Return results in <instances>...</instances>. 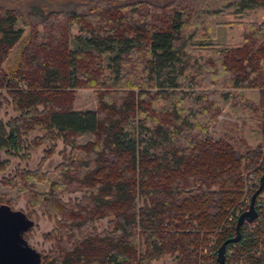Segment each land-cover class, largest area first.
<instances>
[{
	"label": "trees",
	"instance_id": "16d2710c",
	"mask_svg": "<svg viewBox=\"0 0 264 264\" xmlns=\"http://www.w3.org/2000/svg\"><path fill=\"white\" fill-rule=\"evenodd\" d=\"M5 1L0 113L11 105L17 115L0 117V150L28 159L49 148L37 169L18 168L2 183L18 189L28 210L55 220L41 264H152L167 256L175 264H218V248L236 236L248 209L241 210L245 184L263 154L262 145L241 152L236 131L215 127L228 107L249 110L264 137V23L243 22L241 44L220 47L213 43L216 17L242 16L264 0H80L58 7L29 0L26 13ZM74 25L90 49L70 48ZM27 28L16 62L4 69ZM107 53L114 55L106 66ZM81 88L93 90L96 109L75 108ZM245 89L258 90V103ZM35 131L42 135L29 139ZM85 135L94 138L82 144ZM59 139L71 149L61 151L58 179L41 192L37 185L49 181L41 165ZM75 151L83 155L74 158ZM263 174L255 173L252 194ZM66 193L81 197L65 201ZM255 206L258 217L227 245L224 264L244 255L264 264V190ZM215 233L213 250L205 251Z\"/></svg>",
	"mask_w": 264,
	"mask_h": 264
},
{
	"label": "rangeland",
	"instance_id": "374dc122",
	"mask_svg": "<svg viewBox=\"0 0 264 264\" xmlns=\"http://www.w3.org/2000/svg\"><path fill=\"white\" fill-rule=\"evenodd\" d=\"M21 1V2H20ZM29 0H6V4L9 6H17L20 5L23 9V13H26V6ZM49 3H52L54 7H58L57 5L60 3L68 2V1H80V0H46ZM19 3V4H18ZM247 12V10L245 11ZM257 14V13H256ZM255 13L252 11H248L247 13H243L242 16H232V18H228L227 16H219L216 17V22L218 23V27H223L225 29L226 33L220 36H228V28L225 26H233V25H240V28H234L235 32H231V36H242L243 40V22H257V23H264V7L262 13H260L257 17V21H251L254 20ZM15 28H22V24L20 22H17L15 25ZM217 29H216V36L214 37L213 43L217 44L220 47H236L241 44H232L229 46L226 44H222L218 42L217 38ZM29 32V29H26L25 36H23L22 40L11 49L7 59L2 64L4 69L10 68L14 63L16 62L17 55L19 48L21 46V43L26 38L27 34ZM70 36H71V42H70V48L72 50L78 49V48H84V49H90V46L86 43V38L88 37L85 33L80 31V29L74 25L70 28ZM217 39V40H216ZM114 54L107 53L105 64L106 66L109 64V59ZM108 72V70H107ZM244 97L258 103L259 101V92L258 90L254 89H245L243 91ZM74 106L76 109H96L97 108V98L91 89L81 88L76 91V100L74 103ZM17 113L13 111L11 105H5V107L2 109L0 113V117L7 121L9 118L16 116ZM252 114L249 110H240L235 109L233 107H228L225 112L219 117V121L216 124L215 130L217 132L225 133L229 130H234L236 133H234L237 141L235 146L240 149L241 152L245 153L249 150V148H255L258 145H262V158L259 161V164L256 166V168L250 170L249 172L253 173V177L251 178V182L249 181V177L245 184V192L243 194L244 203L241 208V210L246 209L250 207L251 202V194L255 190V173H261L264 170V137L261 135L260 130L257 126V123L252 119ZM133 126V125H132ZM42 133L35 131L30 136L29 139H32L35 136H41ZM94 136L92 135H85L83 137H80L79 142L84 144L87 141L93 140ZM244 139V144L240 139ZM57 148L55 153L51 155L49 158H47L43 164L41 165V169L43 172L48 173L49 181L38 184L37 189L41 192H46L50 188V184L52 181H55L58 179V172L55 170V168L62 162L63 155L61 154V151L66 149L67 152L70 151V146H65L62 139L57 140L56 142ZM49 148V145L45 144L40 146L37 150H35L30 158L25 159L22 158L20 155H9L4 150H0V162L2 161H8V165L5 168L0 169V204L2 203V199H9L12 200L11 207L13 209H20L24 211L33 221L34 226L28 231L25 238L30 246L35 248L37 251H39L42 255L47 254V252L52 248L53 242L52 240L47 239L46 235L49 233L52 229L55 228L56 223L55 220L52 218H49L47 215H44L43 212L37 208L36 212H31L26 208V200L24 197L18 195V189L12 188L10 186H6L2 183V179L13 173L16 169H30L34 170L37 169V167L40 166L41 160L43 156L45 155V150ZM82 156L83 152L81 151H75L73 154L74 158H77L78 156ZM248 172V173H249ZM244 188V189H245ZM80 193H66L62 195V199L67 201L68 199H75L80 198ZM262 200V197L261 199ZM261 204H263L261 202ZM247 209V210H248ZM233 211L231 210L230 213ZM233 214V213H232ZM107 225V219L98 221L96 223V226L99 230H102ZM254 225H252L253 227ZM217 234L210 235L206 246L211 249V244L213 242L215 243V240H217ZM215 245V244H214ZM242 254V253H241ZM244 259H239V261H235L238 264H254L253 261L248 259V256L244 255ZM238 259V258H237ZM231 263V262H230ZM152 264H175V257H164L158 261H154Z\"/></svg>",
	"mask_w": 264,
	"mask_h": 264
},
{
	"label": "water",
	"instance_id": "95a60500",
	"mask_svg": "<svg viewBox=\"0 0 264 264\" xmlns=\"http://www.w3.org/2000/svg\"><path fill=\"white\" fill-rule=\"evenodd\" d=\"M263 190L264 174L260 179L258 188L252 194L249 209L238 217L236 236L226 240L218 248V264L225 263L227 245L239 241L241 226L258 217L255 202ZM33 226L34 221L24 211L13 209L7 203L0 204V264H41L42 254L30 246L25 238Z\"/></svg>",
	"mask_w": 264,
	"mask_h": 264
},
{
	"label": "crops",
	"instance_id": "0c3cea01",
	"mask_svg": "<svg viewBox=\"0 0 264 264\" xmlns=\"http://www.w3.org/2000/svg\"><path fill=\"white\" fill-rule=\"evenodd\" d=\"M248 11H252L253 13H255V17L253 18L254 20H251V21H257V17L260 13H262L263 11V7H258V8H253V9H248ZM247 12H244V13H247ZM257 13V14H256ZM219 17V16H218ZM217 17V18H218ZM228 18H232V16H227ZM226 28H228V36H220V35H223L226 33L225 29H223V27H218L217 29V38L219 39L218 42L219 43H222V44H226L229 46L232 45V44H237V43H240V41H242V36H231V32H235L237 30H235L234 28H240V25H233V26H225ZM217 40V39H216Z\"/></svg>",
	"mask_w": 264,
	"mask_h": 264
},
{
	"label": "built area",
	"instance_id": "2783aa9c",
	"mask_svg": "<svg viewBox=\"0 0 264 264\" xmlns=\"http://www.w3.org/2000/svg\"><path fill=\"white\" fill-rule=\"evenodd\" d=\"M253 176L252 175H250V180L248 181V182H251L252 180H251V178H252ZM249 203H250V201H249ZM233 213V212H232ZM232 213H230V217H229V220L230 221H232L233 220V214ZM239 214V212L237 213V215ZM253 222V221H252ZM252 222H250V223H252ZM232 223V222H231ZM216 241V240H215ZM214 242H213V244H211V249L213 250V248H214ZM210 248L208 247L207 249H205V251H208Z\"/></svg>",
	"mask_w": 264,
	"mask_h": 264
}]
</instances>
